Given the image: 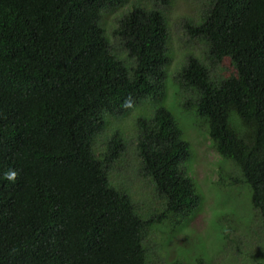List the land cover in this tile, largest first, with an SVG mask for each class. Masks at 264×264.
<instances>
[{
  "label": "trees",
  "instance_id": "trees-1",
  "mask_svg": "<svg viewBox=\"0 0 264 264\" xmlns=\"http://www.w3.org/2000/svg\"><path fill=\"white\" fill-rule=\"evenodd\" d=\"M170 1L0 0V264H164L147 232L182 234L202 201L187 167L194 151L156 104L169 86L233 168L221 180L247 187L264 225V0H206L189 37L205 59L191 52L166 86ZM149 97L132 124L138 167L160 199L144 208L110 171L127 141L118 119Z\"/></svg>",
  "mask_w": 264,
  "mask_h": 264
},
{
  "label": "rangeland",
  "instance_id": "rangeland-1",
  "mask_svg": "<svg viewBox=\"0 0 264 264\" xmlns=\"http://www.w3.org/2000/svg\"><path fill=\"white\" fill-rule=\"evenodd\" d=\"M205 1L171 0L169 5L162 7L167 16L170 37L167 42V54L170 59L166 66L168 72L166 86L169 85L171 73L184 63L185 57L191 55V52L205 59L202 54L204 49L202 42L189 38L185 30L187 21L201 20ZM141 2L146 5L153 4V0H141ZM122 10V7H118L106 13V24H113L115 16ZM221 64L226 67L225 71L232 70L228 59H224ZM177 82L176 79H172V85ZM166 91L168 95L166 103L161 100L156 104H163L174 114L183 131V138L189 141L190 154L194 151L191 160L187 162V167L190 176L194 179L197 193H202V201L197 213L185 226L182 234L176 229L170 231L164 225L151 228L147 232L146 240L151 238L157 244L150 247V250L157 251L164 264L171 263L176 258L182 259L184 264H195L194 259L200 256L198 253L205 259L203 264H261L264 225L250 208L247 187L242 184L227 187L230 181L221 180L225 176V171L233 169L230 163L222 161L214 150L207 146V136L201 135L205 127L200 125V132L196 126L200 118L193 110H186L180 104L186 96L178 95L179 97L173 98L174 91L170 86ZM149 100H151L150 97L144 99L143 104H138L126 116L118 119L117 123L126 130L127 141L124 156L121 158L122 163L119 166L115 165L110 171L112 179L116 182L120 181L144 208L148 204L159 206L160 199L153 195L148 178L142 175L138 167L134 150L137 132L132 124L135 117L147 114L146 111L150 107ZM153 107L152 105L151 109ZM200 141L203 145H200ZM95 145L99 149L103 147L99 139ZM219 182L222 186L218 184ZM231 191L234 193L231 194ZM174 244L178 245V248H171ZM188 248L193 250L190 252ZM152 254L157 255V253Z\"/></svg>",
  "mask_w": 264,
  "mask_h": 264
},
{
  "label": "clouds",
  "instance_id": "clouds-1",
  "mask_svg": "<svg viewBox=\"0 0 264 264\" xmlns=\"http://www.w3.org/2000/svg\"><path fill=\"white\" fill-rule=\"evenodd\" d=\"M171 2V1H170ZM169 2V3H170ZM167 5H169V4H167ZM205 5V4H204ZM205 7H203V9H202V17H201V20L200 21H198V22H190V21H187L186 23H185V30L187 31V34L190 36V29L192 28V26H193V24L195 23V24H197V23H201L202 21H203V19H204V12H205ZM169 32V31H168Z\"/></svg>",
  "mask_w": 264,
  "mask_h": 264
}]
</instances>
